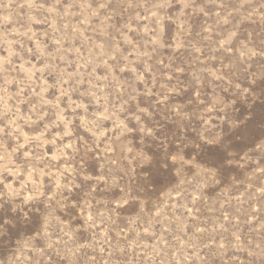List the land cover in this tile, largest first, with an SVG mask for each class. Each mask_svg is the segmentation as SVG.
<instances>
[{
	"label": "rangeland",
	"instance_id": "rangeland-1",
	"mask_svg": "<svg viewBox=\"0 0 264 264\" xmlns=\"http://www.w3.org/2000/svg\"><path fill=\"white\" fill-rule=\"evenodd\" d=\"M0 264H264V0H0Z\"/></svg>",
	"mask_w": 264,
	"mask_h": 264
}]
</instances>
